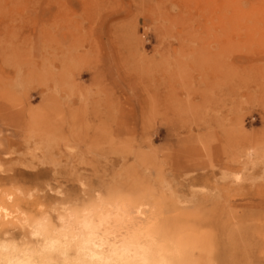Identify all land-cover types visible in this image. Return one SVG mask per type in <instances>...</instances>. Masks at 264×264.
Masks as SVG:
<instances>
[{"label":"rangeland","instance_id":"374dc122","mask_svg":"<svg viewBox=\"0 0 264 264\" xmlns=\"http://www.w3.org/2000/svg\"><path fill=\"white\" fill-rule=\"evenodd\" d=\"M224 3L240 26L197 0H0V237L92 209L198 264H264V0Z\"/></svg>","mask_w":264,"mask_h":264},{"label":"bare ground","instance_id":"6f19581e","mask_svg":"<svg viewBox=\"0 0 264 264\" xmlns=\"http://www.w3.org/2000/svg\"><path fill=\"white\" fill-rule=\"evenodd\" d=\"M197 6L195 7L196 11L206 14L211 22L210 25L215 28L223 29L227 25L229 27L232 25L240 26V23L226 20L229 16L226 12L228 11V7L226 9L224 0H197ZM56 13L55 11H49L48 13L41 12L39 15L56 18ZM232 13H238V11L232 7ZM251 13L249 12V14ZM256 13L260 15L264 11L260 10ZM261 26L264 27V20ZM101 38L102 36L99 39L102 40ZM99 42L97 39H92L90 44L95 48L100 44ZM117 69L118 73L115 76L120 78L122 84L125 83L128 91H130L131 86L128 87L130 84L127 79L124 77L121 78L122 71H119L121 67ZM120 88L123 89V85ZM153 91H159V89L155 88ZM133 105L136 110L138 109V116L142 112L144 114L146 110L145 102L136 100ZM1 113L3 114V112ZM123 114L121 116L122 118L120 117L121 125L117 129L127 134L133 129V125L137 123V118L136 116L128 117ZM11 117L15 118L19 117V115L13 114ZM1 118L5 120V116L0 114ZM35 118L39 119L40 117L37 116ZM197 135H201L200 131H198ZM208 150L213 151V149ZM204 165L200 161L195 163L197 167ZM235 180L239 181V178L235 177ZM9 200L10 198L6 200H3V198L0 199V222L9 219L13 214L6 206V202ZM136 214L142 217L138 211ZM17 220L18 228L27 234L28 243L38 244L40 242L32 241L31 239L33 228L38 222L46 224L48 235H56L57 232L60 233L61 238L67 246V250L64 256H56L53 258L56 264H107L111 251L124 243L135 244L142 248L144 255L147 257L148 264H198L192 259V250L187 246L178 243H168L156 236L148 227L135 225L128 229L129 220L125 215L110 217L96 210L89 209L83 214L73 210L70 211L63 217L59 225H53L51 222L39 218L29 219L26 217Z\"/></svg>","mask_w":264,"mask_h":264},{"label":"clouds","instance_id":"9594fccd","mask_svg":"<svg viewBox=\"0 0 264 264\" xmlns=\"http://www.w3.org/2000/svg\"><path fill=\"white\" fill-rule=\"evenodd\" d=\"M47 226L38 222L33 228L32 241L28 243L15 234L0 237V264H56L54 257L64 256L67 246L59 232L47 234ZM107 264H148L144 250L135 244L124 243L114 248Z\"/></svg>","mask_w":264,"mask_h":264}]
</instances>
